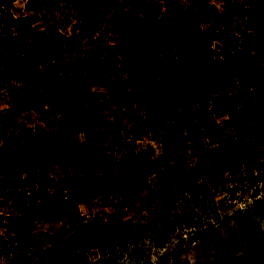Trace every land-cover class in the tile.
<instances>
[{"label": "trees", "instance_id": "obj_1", "mask_svg": "<svg viewBox=\"0 0 264 264\" xmlns=\"http://www.w3.org/2000/svg\"><path fill=\"white\" fill-rule=\"evenodd\" d=\"M184 1L185 6L182 0H112V7L109 0H26L30 12L71 11L69 32L50 24L0 34L1 80V71L13 65L25 75L22 87L9 89L8 109L0 111V198L10 201L19 215H0L7 231L0 233V258L8 257V264H32L33 218L39 215H52L76 229L53 241L54 264L103 262L102 257L92 261L89 252H112L130 236L128 217L116 224V235L108 237L99 223L84 222L78 208L80 198L103 184L100 170L108 163V147H91L87 162L74 168L73 187L64 193L39 177L44 153L36 154L9 132L27 111L79 121L74 100L87 94V83L114 84L121 90L117 107L133 121L134 140L147 129L158 132L164 155L153 164L156 183L146 185L150 197L145 202L151 203V197L175 202L187 196L192 182L183 167L172 164L188 149L201 153L218 184L228 176L236 186L250 179L254 184L261 177L257 164L264 158V0L228 4L223 11L214 7L210 14L193 0ZM85 39L93 46L85 48ZM229 81L236 90L225 94ZM172 118L187 140L177 139L178 132L176 139H169L165 126L160 133L161 124ZM211 137L215 141L205 145L204 139ZM126 150L121 156L124 166L135 160L129 143ZM118 177L121 197L133 206L135 195L124 175ZM162 188L170 191L161 193Z\"/></svg>", "mask_w": 264, "mask_h": 264}, {"label": "rangeland", "instance_id": "obj_2", "mask_svg": "<svg viewBox=\"0 0 264 264\" xmlns=\"http://www.w3.org/2000/svg\"><path fill=\"white\" fill-rule=\"evenodd\" d=\"M244 1L193 0V3L210 14L214 13V7L223 11L228 4L241 6ZM182 3L185 6L184 0ZM25 5L26 0H13L12 4L0 0V34H16L29 25L42 29L50 24H56L63 33L69 32L68 25L74 21L71 11L36 13L28 11ZM109 5L114 7L112 0ZM83 43L85 48L93 46L87 39ZM71 58L67 57V61ZM1 73L5 80L0 78V111H5L10 106L9 89L22 87L25 75L18 65ZM118 75L124 77L122 72ZM87 86V94L74 100L73 112L79 121L71 123L61 116L27 111L19 117L17 128L9 132L36 154L44 153V161L38 167L39 177L64 193L73 187L74 168L87 162L91 147H108V163L100 170L103 184L94 186L87 197L80 198L78 208L84 222L99 223L108 237L116 235V224L128 217L130 236H124L112 252L102 254L91 250L90 259L96 261L102 257L103 262L97 264H264V158L257 164L262 175L254 184L250 179V183L236 186L229 176L218 184L209 175V164L201 153L188 149L172 164L183 167L192 182L187 196L175 202L167 199L165 203L151 197V203H147L144 198L150 196L146 185L156 183L153 164L164 155L163 146L156 138L158 132L147 129L134 140L133 121L125 118L117 107L123 95L121 90L114 84L100 87L87 83ZM235 90L234 81L223 88L225 94ZM49 104L50 97L46 96L47 109ZM176 125L172 118L161 124L160 133L165 126L169 139L178 132L177 139L187 140ZM18 130L21 131L17 135ZM214 141L212 137L204 139L205 145ZM128 143L135 160L124 166L121 156L128 153ZM120 173L136 197L133 206L126 204L120 195ZM165 190L170 188L159 191L166 193ZM0 215L19 217L14 205L1 198ZM1 222L7 223L3 219ZM33 223L30 261L54 264L50 260L53 241L67 237L76 229H70L65 221H56L52 215H39L33 218ZM0 233L7 235L2 224ZM0 264H8V257H1Z\"/></svg>", "mask_w": 264, "mask_h": 264}]
</instances>
